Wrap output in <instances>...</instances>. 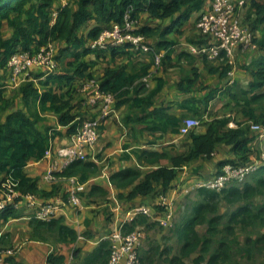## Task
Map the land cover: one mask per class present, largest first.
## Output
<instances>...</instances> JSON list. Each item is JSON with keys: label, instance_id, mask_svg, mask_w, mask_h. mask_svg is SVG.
<instances>
[{"label": "trees", "instance_id": "1", "mask_svg": "<svg viewBox=\"0 0 264 264\" xmlns=\"http://www.w3.org/2000/svg\"><path fill=\"white\" fill-rule=\"evenodd\" d=\"M202 3L203 0H76L75 3H69L65 7H58L55 0H0V67H4L10 56L17 51L31 52L48 42L64 43V47L55 57L59 71L53 76H48L45 81H39L42 90L37 89L32 80L23 82L18 88L17 94L23 101L24 109L8 111L11 104L0 88V176L2 177L0 181L10 176L18 181L21 194L37 193L36 183L22 174L26 164L31 160L38 161L43 158L49 147V135L47 132L39 131L36 125L43 120L41 114L52 112L57 116L58 124L66 127L70 135L78 126V121L84 119L81 112L86 99L80 97L77 91L78 83L85 78L93 79L94 63L84 62L83 59L92 53H96V57L99 58L98 53H102L91 50L88 46L90 41L97 39L101 32L109 29L111 25L121 24L128 9L131 11V17L138 22L139 12H144L150 20L170 19L176 25L187 20L193 12L199 11ZM71 4H75V10L71 9ZM248 10V13H253L255 22L261 25L262 40L255 44L264 51V0H251ZM53 12L57 13V19L51 25ZM252 16L247 15V19L253 30ZM90 22H94V25L87 28L85 33L78 35L77 32L82 31ZM4 23L12 31L9 38H5L3 34ZM171 28H153L139 22L136 33L143 35L146 40L156 37V48L167 51L173 46V43L165 38ZM108 50L112 58L119 52H121L119 55L130 54L127 47ZM217 61L218 67H210L208 73H219L220 77H226L230 72V66L225 58ZM146 75L144 69L140 73L130 74L125 67H107L102 77L97 79L99 90L111 93L117 106L128 103L130 101L128 94L132 93V106L139 108L145 114L152 107L153 99L159 90V86L149 90L141 82V78ZM39 76L32 75L33 79H38ZM250 76L248 89L239 92L240 101H235L237 95H231V98L244 117L262 126L258 122H264V114L260 113V106H264V55L250 71ZM191 83V80H187L185 87L182 83L178 87L186 92L190 90ZM130 87L133 89L130 90ZM202 89L205 90L203 87ZM162 112L163 109L153 110L149 115L156 116L158 113L164 115ZM147 117L148 115L145 114L139 119L136 118L135 122L146 121ZM177 124L175 118L159 122L152 120L146 123L148 130H165L168 126H177ZM226 124L227 119L215 120L208 125L204 134H189V150L183 156L169 158L172 167L159 166L143 177L139 169L127 168L111 175L110 183L119 189L131 188L126 196L127 200L151 194L156 184H160L163 190H166L176 178L177 168L194 159L210 158L216 145L220 143L229 146L237 160L219 162L216 172L226 163H246L249 160V145L254 138L250 134L249 126L238 124L235 128L222 129ZM165 158L168 156L164 152L143 151L137 155L139 163L149 165H154ZM95 169L96 166L91 162L76 161L60 175L62 177L80 175V180H83L85 173L94 172ZM251 176V181L246 179L242 185L231 184L221 192L205 189L196 191L200 199L190 207L191 215L179 224L172 225L178 250L170 246L149 245L140 255L142 264H222L230 260L233 245L244 246L247 258H251L255 251H263L264 201L261 200L264 198V166ZM95 190H97L95 187L92 188V192ZM122 197L118 195L119 199ZM224 205L232 210L226 213ZM14 217L15 209H7L0 214V222H6ZM157 223L146 217H138L130 224H125L123 230L131 232L138 225L149 228ZM257 223L263 230L260 237L240 238L235 233L237 227L246 230ZM30 226L34 237L43 241L56 237L58 242L65 243L73 242L77 238L76 232L64 225L60 218H53L49 222L33 219ZM202 226H206L204 233L199 231ZM218 235L222 237L218 238ZM229 235L233 237L231 241L227 240ZM110 253L109 242L102 241L92 255V259L106 264ZM6 260L10 264H21L10 257ZM64 260L63 256L50 255L47 258L48 263L51 264H62Z\"/></svg>", "mask_w": 264, "mask_h": 264}, {"label": "crops", "instance_id": "2", "mask_svg": "<svg viewBox=\"0 0 264 264\" xmlns=\"http://www.w3.org/2000/svg\"><path fill=\"white\" fill-rule=\"evenodd\" d=\"M210 1L203 0L199 11L193 12L187 20L176 25L170 19L150 20L144 12H139V22L142 25L153 28L172 27L165 38L171 41L173 46L167 51L156 48L157 38L154 37L146 40L147 45L152 49L151 52L136 53L127 50L130 54L119 55L121 54L119 52L112 58L110 50H106L98 53L99 58L96 57V53L85 57L88 58L85 60L86 62L94 63L92 70L98 79L102 77L107 67H125L130 74L146 70L147 75L141 78V82L149 90L159 86L152 107L145 113L148 115L147 120L135 122L136 118L139 119L145 114L139 108L132 106V93L128 94V98H130L128 103L117 106L115 101L113 106L115 114L105 119L101 118L99 113L100 103H91L85 95L80 94L82 99H86L83 103L82 116L84 119L98 121L97 143L87 151L88 162L93 163L96 169L94 172L85 173L83 180H80V175L74 177L82 188L80 191L81 208L73 209L66 206L55 217L56 219L60 218L64 225L74 230L77 238L73 242L62 243L58 242L56 237L47 238L45 241L34 237L30 222L33 220L36 207H30L26 200H21L15 208V217L6 222H0L1 253L10 251L11 255L8 257L21 264H48L47 258L50 250H53V256H63L64 259L73 253L74 264H101V261L97 262L92 259V255L100 244V239L112 233L117 225L116 221L120 219L124 221L132 207L146 206L151 209L154 219H159L163 215V210L157 205V199L159 195L166 194L175 200V214H177L182 209V200L187 197L183 196V191L189 187L190 182L194 184L200 177L215 175L217 164L221 161L237 160L229 146L217 144L210 158L194 159L177 168L176 178L166 190H163L160 184H156L151 194L135 197L132 200L126 199L131 188H116L109 180L111 175L127 168L139 169L143 177L159 166L172 167L169 158L183 156L190 147L189 135L181 136L178 132L184 119L200 121V126L191 131L190 134L193 135L204 134L208 125L215 120L227 119L226 126L222 128L224 130L235 128L238 124L249 126L251 123H255L254 120L242 115L235 101H240L239 92L241 90L248 89L251 79L250 71L255 68L256 63L264 55V51L258 47L256 49H236L235 65L230 67V72L223 78L219 76V73H208L210 67H218V61L204 62L186 51L188 44L197 43L200 40L195 23L199 16L208 9ZM231 1L237 2L238 0ZM244 1V7L238 11L240 22L244 19L251 2V0ZM71 9L75 10V4H71ZM251 21L253 30L248 25L244 26L254 34L255 43H258L262 40V28L258 22H255L254 16ZM3 26V34L5 38H9L12 31L7 28L5 23ZM85 32L86 30L80 31V35ZM47 44L54 46L56 42ZM57 47V52H59L64 47V43L58 42ZM156 53L162 55L159 63L155 61ZM35 74L40 75L37 69H32L28 80H32L33 85L42 90L39 81H45L47 77L39 76L38 79H33L32 75ZM187 80L192 81L190 90L181 91L178 85L182 83L185 87ZM8 83L6 68L5 66L0 67V88L4 91V97L10 100L9 97L18 89H11ZM132 89L130 87V90ZM210 95L211 98L207 100ZM231 95H237V99L234 101ZM16 109H24L23 101L19 95L8 111ZM160 109H163L162 114L164 115L161 113L156 116L149 115L150 111H159ZM41 116L43 120L36 126L42 133L47 132L50 137L48 148L54 153L59 147L69 143L67 128L58 124L57 116L52 112H45ZM168 118H175L178 122L177 126H168L165 130H148L146 123L152 120L166 121ZM262 127L264 128L263 125ZM251 136L254 137L256 134H251ZM262 140L264 142V138ZM257 144L259 141L256 138L254 143H250V146L255 145L257 148ZM143 151L164 152L168 158L159 160L154 165L141 164L137 160V155ZM55 159V155H53L50 158L43 157L38 161L31 160L22 169L23 176L36 183L37 193L33 194L36 197V205L54 201L57 197L62 196L69 187L68 179L72 177H62L60 173L54 175V181L45 180L46 170ZM0 178L2 177L0 176ZM94 187L97 190L92 192ZM118 195L123 196L122 199H119ZM135 228L144 233L142 246L147 242L146 238L151 240L154 245L167 246L164 239L168 228H161L158 224L149 228L138 225ZM147 248L148 245L142 252ZM139 254L141 255V252Z\"/></svg>", "mask_w": 264, "mask_h": 264}, {"label": "built area", "instance_id": "3", "mask_svg": "<svg viewBox=\"0 0 264 264\" xmlns=\"http://www.w3.org/2000/svg\"><path fill=\"white\" fill-rule=\"evenodd\" d=\"M58 7L69 5V0H55ZM245 5L244 0L232 2L231 0H211L209 7L204 11L195 23V29L200 36L197 43L186 46V51L191 56L207 62H216L220 58H225L230 67L235 65V50L246 48L256 49L254 34L240 22L238 11ZM57 13L53 12L50 24L56 22ZM139 22L131 17L128 9L121 24L111 25L104 30L97 39L90 41L88 46L93 51H106L110 48L127 47L129 51L136 53L151 52L147 45L146 38L137 34ZM56 48L52 44L29 51H17L10 56L5 68L8 74V86L16 90L20 85L28 81L29 73L32 69H37L41 78L53 76L59 71V65L55 59ZM162 55L155 54V61L159 63ZM77 91L85 95L89 102L100 104V116L105 119L115 114V98L111 93L99 90V80L86 79L79 81ZM97 120L83 119L78 121L75 131L69 135V143L59 147L54 153L48 148L44 158L55 155L53 161L47 168L45 180L54 181L55 174L61 173L70 164L88 162L87 151L92 149L97 143ZM200 126L197 119H184L178 128L181 136H188L191 131ZM250 134H256L259 141L257 148L249 145V160L244 164L222 165L218 172L211 177H200L195 183L183 191V196H188L200 189L221 192L231 184L242 185L245 180L256 173L264 166V128L256 123L249 125ZM69 187L65 193L57 197L54 201L36 205V197L33 194H21L18 189L19 183L10 176H6L0 181V214L7 209H15L21 200H26L28 206L36 207L33 219L49 222L55 218L64 207L70 206L73 209H80L82 206L80 199L81 185L76 178L68 179ZM157 205L163 210V215L159 219H154L151 209L138 205L129 210L128 216L121 225L109 235L101 240L109 242L110 256L106 264H142L140 261L139 249L144 239V233L139 229L131 232L123 230L125 224H130L138 217H146L151 221L158 222L161 228H170L173 225L175 214V200L166 194L159 195ZM11 255L10 251L0 252V264H10L5 257ZM53 255L50 250L48 256ZM49 264V263H48ZM62 264H73V253H70Z\"/></svg>", "mask_w": 264, "mask_h": 264}, {"label": "rangeland", "instance_id": "4", "mask_svg": "<svg viewBox=\"0 0 264 264\" xmlns=\"http://www.w3.org/2000/svg\"><path fill=\"white\" fill-rule=\"evenodd\" d=\"M56 2V1H55ZM76 0H69V3H75ZM57 3V2H56ZM246 7V6H245ZM249 10H246V14L247 15H253V13H248ZM244 16V19L241 21V23L243 25H248L249 26V23H248V19H247V16ZM250 21V20H249ZM251 22V21H250ZM90 25H94V22H90L89 25L87 27H85L82 31H85L87 28H89ZM78 35H80V31L77 32ZM149 40V38H148ZM55 48H58V42H56V44H54ZM56 51H58V49H56ZM58 53V52H57ZM88 58H84L83 61L86 62L85 60H87ZM87 63H91V62H87ZM92 78L93 79H98V76L95 75V74H92ZM88 78H85L84 80H86ZM18 97V94L17 92L16 93H13V95H11L9 97V102L10 104H13V102L15 101V99ZM233 107V106H232ZM263 112L264 114V106H260V113ZM258 123H261L262 125H264V122H258ZM252 179V176H249L247 178L246 181H251ZM193 183L190 182V184L188 186H191ZM187 186V187H188ZM200 199L199 195L194 192L192 194H190L188 197L184 198L182 200V203H181V207L182 209H180V212L175 214L174 215V221H173V224L176 223V224H179L180 222L184 221L185 219H187V217H189L191 215V212H190V207L193 206V203L195 201H198ZM261 201H264V198H262ZM224 209H225V212L227 213L228 211H231L232 208L228 207L227 205H224ZM117 225L114 229V231L121 225V223L123 222V219H120V220H117ZM173 228L170 227L169 230H168V233L164 239V243L167 245V246H170V247H174L176 250H178V245L176 244V240H175V237H174V232L172 230ZM206 229V226H202L199 228V231L201 233H204ZM235 233L238 234V236L240 238H246V237H249V236H257V237H260L263 233V230H262V227L257 223L256 225H253L249 228H247L246 230H243L242 228L240 227H237L236 230H235ZM219 237H222L221 235H218V238ZM233 237L231 235L227 236V240L228 241H231ZM148 238H146V243L144 246L141 245L140 249H139V252H141V254L143 253V249L146 245H154V243L151 241V240H147ZM97 240V239H95ZM245 250L246 248L244 246H238V245H233L232 246V249H231V258L230 260H228L227 262H223L222 264H264V250L263 251H255L251 258H247L246 257V253H245ZM141 257V256H140ZM189 263V261H188ZM74 264V263H73Z\"/></svg>", "mask_w": 264, "mask_h": 264}, {"label": "bare ground", "instance_id": "5", "mask_svg": "<svg viewBox=\"0 0 264 264\" xmlns=\"http://www.w3.org/2000/svg\"><path fill=\"white\" fill-rule=\"evenodd\" d=\"M259 171V170H258Z\"/></svg>", "mask_w": 264, "mask_h": 264}]
</instances>
